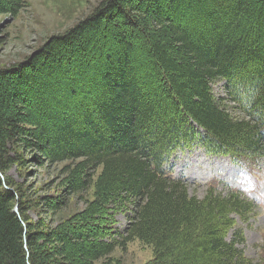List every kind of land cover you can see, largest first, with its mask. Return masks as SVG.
<instances>
[{
	"label": "trees",
	"instance_id": "trees-1",
	"mask_svg": "<svg viewBox=\"0 0 264 264\" xmlns=\"http://www.w3.org/2000/svg\"><path fill=\"white\" fill-rule=\"evenodd\" d=\"M195 147L264 159V0H102L0 64V264H107L135 242L148 264H259L228 241L255 203L168 171ZM30 164L63 165L49 195L14 180Z\"/></svg>",
	"mask_w": 264,
	"mask_h": 264
},
{
	"label": "rangeland",
	"instance_id": "rangeland-1",
	"mask_svg": "<svg viewBox=\"0 0 264 264\" xmlns=\"http://www.w3.org/2000/svg\"><path fill=\"white\" fill-rule=\"evenodd\" d=\"M102 0H20L15 12L0 14V64L10 66L32 54L52 36L62 34L76 26L91 14ZM217 97H224L226 82H217L213 87ZM28 160V157H27ZM172 176L182 179L188 184V192L192 197L203 199L209 188L227 194L230 190L241 191L242 196L253 201L257 206V214L248 222L238 221V225L230 232L228 241H235L237 248L252 261L264 264V159L255 167L241 165L224 156H212L202 148H193L178 152L167 163ZM61 168L54 171L30 164L25 169L16 168L11 172L19 184L35 186L38 195H49L46 185L53 187L61 180ZM32 218L37 219L34 213ZM120 228L126 222L118 217ZM245 240L240 241V235ZM114 259L107 264H148L153 260L151 248L139 242L132 243L126 251L117 250Z\"/></svg>",
	"mask_w": 264,
	"mask_h": 264
}]
</instances>
